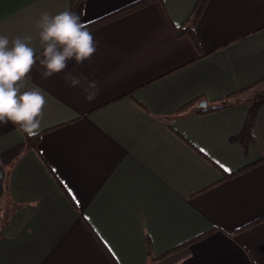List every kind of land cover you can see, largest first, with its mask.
<instances>
[{"label":"crops","instance_id":"obj_1","mask_svg":"<svg viewBox=\"0 0 264 264\" xmlns=\"http://www.w3.org/2000/svg\"><path fill=\"white\" fill-rule=\"evenodd\" d=\"M73 1L0 0V35L39 55L41 14ZM137 1L82 0L81 21ZM196 2L150 0L90 29L83 64L33 67L38 134L0 125V264H264V104L233 139L264 88V0H209L185 32Z\"/></svg>","mask_w":264,"mask_h":264},{"label":"clouds","instance_id":"obj_2","mask_svg":"<svg viewBox=\"0 0 264 264\" xmlns=\"http://www.w3.org/2000/svg\"><path fill=\"white\" fill-rule=\"evenodd\" d=\"M36 27L43 47L37 55L30 47L31 36L10 40L0 35V125L9 122L18 125L27 135L38 134L44 115L46 98L40 88L22 91L23 81L29 78L34 66L39 63L41 78L65 72L70 61L77 66L89 60L97 50V41L75 12L65 10L52 15L41 14ZM70 87L81 85V78L65 73ZM86 79V78H85ZM96 88V82H89ZM85 99L91 101L96 92H88Z\"/></svg>","mask_w":264,"mask_h":264},{"label":"trees","instance_id":"obj_3","mask_svg":"<svg viewBox=\"0 0 264 264\" xmlns=\"http://www.w3.org/2000/svg\"><path fill=\"white\" fill-rule=\"evenodd\" d=\"M149 1L150 0H139L135 3L127 5L121 9H119V10H117V11H115V12H113L107 16H104V17H102V18H100V19H98V20H96L90 24H87L85 26L90 30V29H92V28H94V27H96V26H98V25H100V24H102L108 20L118 18V17H120V16H122V15H124L130 11H133V10H136L140 7H143ZM208 1L209 0H197L195 7L192 11V14L190 16V19H189L190 24L186 28L184 27L185 32H189V33L192 32V26L197 22L198 18L202 14V12H203ZM82 5H83L82 0L73 1L71 8H70V11L75 12L81 18ZM239 92H241V91H239ZM192 103H190V104H192ZM262 104H264V94H261L257 97V99H254V102L250 108V111H249L248 116L246 118L245 125H244L243 129L238 134L233 136V139H237V140L241 141L245 148H247L251 143H253L255 141L254 134H253V125H254L257 109ZM29 139L30 138H28V140ZM29 144H31V142H29ZM245 168H247V167H244L243 169H245ZM231 175H233V174H229V175H227V177H229ZM184 246H185V244L181 245L179 247H176V248L164 253L160 257L166 256L167 254L175 252Z\"/></svg>","mask_w":264,"mask_h":264},{"label":"rangeland","instance_id":"obj_4","mask_svg":"<svg viewBox=\"0 0 264 264\" xmlns=\"http://www.w3.org/2000/svg\"><path fill=\"white\" fill-rule=\"evenodd\" d=\"M261 94H264V88H262V89L256 91V93H255V95H254V99H257V97H258L259 95H261Z\"/></svg>","mask_w":264,"mask_h":264},{"label":"water","instance_id":"obj_5","mask_svg":"<svg viewBox=\"0 0 264 264\" xmlns=\"http://www.w3.org/2000/svg\"><path fill=\"white\" fill-rule=\"evenodd\" d=\"M207 104H208L207 101H206V100H203V101L200 102L199 105H200L201 107H206Z\"/></svg>","mask_w":264,"mask_h":264}]
</instances>
